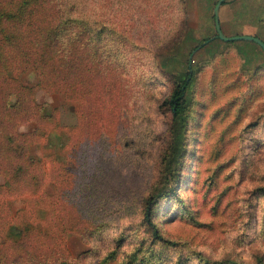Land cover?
<instances>
[{
  "label": "rangeland",
  "instance_id": "obj_1",
  "mask_svg": "<svg viewBox=\"0 0 264 264\" xmlns=\"http://www.w3.org/2000/svg\"><path fill=\"white\" fill-rule=\"evenodd\" d=\"M74 1L90 28L86 101L73 109L33 88L39 112L57 107L42 128L68 140L35 135L25 142L31 166L0 171V264H264L263 50L216 37L217 0ZM8 3L0 0L2 14ZM218 16L225 35L264 41V0H225ZM10 26L1 15L0 72L33 85L36 71L10 61L8 38L23 31ZM187 61L192 79L174 116L168 99ZM2 76L0 135L33 129L21 119L26 92L7 98L16 115L1 106L14 87ZM150 200L161 238L144 219Z\"/></svg>",
  "mask_w": 264,
  "mask_h": 264
},
{
  "label": "trees",
  "instance_id": "obj_2",
  "mask_svg": "<svg viewBox=\"0 0 264 264\" xmlns=\"http://www.w3.org/2000/svg\"><path fill=\"white\" fill-rule=\"evenodd\" d=\"M4 9L6 14L0 12V16L3 15L6 20L11 21L10 27H17L18 30L23 29L21 36L8 38L10 45L15 46L16 56L13 58L15 60L10 61H16V69L19 73L31 68L36 71L38 77L35 84L27 85L25 83L20 84L14 78L8 76V67L5 68L6 74L2 73V70L0 72V77H3L2 75L6 76L7 85L3 84L5 89L9 84L14 86L12 91L8 89L5 95L2 92L1 98L4 102L1 106L3 109L14 111L16 115L19 103L18 108L8 106L6 105L7 98L14 95L17 99H24L28 94L30 100L23 104L25 114L21 119L26 122H35V127L25 132L10 130L0 135V139H3V141H0V147L5 149L4 153L0 150V153L4 154L3 158H0V164L2 165L0 171L5 175L13 176L31 166L28 164L26 157L29 143L25 144V142L28 139L33 138L35 135L43 137L45 134L49 144H57L61 147L67 145L65 140L67 135L59 130L60 128L57 130L54 126L49 130L41 126L42 121L47 119L46 116L51 117L52 120L55 118L57 107L50 109L47 115L43 114L44 107L39 112L42 105L35 101L32 91L34 87H40L47 92L62 96L64 103L73 109L78 105L84 108L86 100L83 95L86 93L87 88L85 75L90 72L85 58L84 36L88 31L87 29L90 30V28H87L88 20L85 14V6L81 1L9 0L8 6H5ZM95 26L97 37L104 26L98 20H95ZM188 64L189 61H187L186 67L187 78L172 90L168 99V104L174 116H179L184 111L185 95L192 79V67ZM4 78L2 82L5 80ZM0 84L2 83L0 82ZM16 88L20 90L17 94H15ZM15 120L9 119L7 124L10 126ZM66 139L68 140V138ZM14 141L20 143L15 144ZM6 153H11L10 157H5ZM176 153L180 155L179 150ZM31 159L33 160L29 162H35L34 158ZM4 161L7 162V166H3ZM153 201L146 202L144 219L153 229L155 236L161 238L152 219Z\"/></svg>",
  "mask_w": 264,
  "mask_h": 264
},
{
  "label": "water",
  "instance_id": "obj_3",
  "mask_svg": "<svg viewBox=\"0 0 264 264\" xmlns=\"http://www.w3.org/2000/svg\"><path fill=\"white\" fill-rule=\"evenodd\" d=\"M225 0H217L214 8H213V16H214V25H215V30H216V37L223 40V41H236V40H244V41H250L258 44L260 48L264 52V41L259 38L258 36L251 35V34H237V35H231L227 36L223 33L220 22H219V7L222 5V3Z\"/></svg>",
  "mask_w": 264,
  "mask_h": 264
}]
</instances>
